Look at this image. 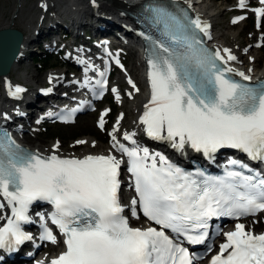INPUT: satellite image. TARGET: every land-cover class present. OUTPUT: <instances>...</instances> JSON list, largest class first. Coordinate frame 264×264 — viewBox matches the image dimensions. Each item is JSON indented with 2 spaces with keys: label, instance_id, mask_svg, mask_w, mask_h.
Returning <instances> with one entry per match:
<instances>
[{
  "label": "snow or ice",
  "instance_id": "obj_1",
  "mask_svg": "<svg viewBox=\"0 0 264 264\" xmlns=\"http://www.w3.org/2000/svg\"><path fill=\"white\" fill-rule=\"evenodd\" d=\"M259 3L264 5V0ZM238 6L245 10L248 4L239 0ZM145 10V19L155 30V35L141 33L149 43L150 99L138 121L145 135L177 151L191 148L209 160L221 149H235L264 163V79L252 83V76L232 67L237 56L230 48H207L203 37L211 39V26L199 16L172 10L163 0H155ZM255 13L264 20V7ZM98 74L94 86L88 80L81 85L97 99L108 84L106 73ZM128 83L139 91L131 79ZM6 88L14 99L25 91L11 84ZM111 92L119 101L118 90ZM107 115V110L100 115L101 130ZM4 119L9 117L5 114ZM122 119L123 115L108 132L111 149L119 157L112 151L66 157L58 154L59 143L51 154L41 155L22 149L0 129V210L7 206L11 213L0 227V249L13 250L32 241L23 225L33 222L30 211L36 203H46L52 209L47 220L36 213L42 228L39 238L57 244L50 221L64 245L49 264H194L185 242L205 244L210 221L221 218L236 223L234 230L222 233L224 241L209 264H264V232L256 234L240 222L264 214V176L236 159L228 161L221 176L200 169L185 171L140 145L134 132L122 134L130 146L121 142L117 134ZM124 163L136 193L132 217L138 218L139 208L159 227L130 226L119 195ZM221 232L218 229L216 235ZM211 251L212 245H206V254Z\"/></svg>",
  "mask_w": 264,
  "mask_h": 264
},
{
  "label": "bare ground",
  "instance_id": "obj_2",
  "mask_svg": "<svg viewBox=\"0 0 264 264\" xmlns=\"http://www.w3.org/2000/svg\"><path fill=\"white\" fill-rule=\"evenodd\" d=\"M23 1V0H22ZM44 1L45 4L48 5L49 11L52 12L50 14V20L51 22L47 25L42 27L41 22L43 19H40V25L38 27L34 28V30L38 29V33L43 31L45 28L50 29L52 26H59L61 23L63 25H67L70 23L73 25V29L77 30V26H79V29L81 30L84 26H89L90 21L101 24L99 26L102 28L109 29L115 28L112 26H120L123 28L128 34H130L133 37H136V27L134 22L127 16L128 11H132L131 6L134 1L136 0H37L36 4L33 7H28L25 9H22V4H20V8H17L16 13L19 15L18 20H16V24L19 26H22V23L28 26L30 28L31 26V20L26 21L30 17L32 13L35 12V8L38 5L39 2ZM181 2L184 6L189 7L191 5V9L195 11V13L198 14L200 18H205L210 23V36H211V42H213L215 45H222L225 44L232 50V52L237 56V62L235 64L239 65L242 69L252 72H255L254 75H259L260 77L264 78V56L259 55L258 51L260 50L259 45H251L252 49L249 51V57L253 58L254 62L247 61V53L244 52V49L239 50L235 47H231L226 39L228 37H235L234 33L224 32L220 33L218 31V21L219 18L226 13V8L223 7H216L213 8L210 4V1L208 0H178ZM93 5H98L99 10L97 12H93L92 8ZM3 11L0 9V30H3L5 28H8V24L4 23L1 20L2 19ZM25 14H27V17L25 18ZM66 18V20H65ZM33 30V31H34ZM93 31L96 29H92ZM38 35V34H37ZM34 40V33H31L29 37H24L22 41V47L20 51L19 58L13 63V65L10 68L9 73L4 76L0 77V118L3 120V122L6 125L11 126V119L13 118H19L20 116V103L24 100H31L35 99L37 97L36 92L37 89L35 87L36 82L35 79H39V75H32L31 77L26 76L23 74L21 76L20 72L23 73V65L24 62L28 59L27 55L32 50L29 48V44ZM118 42V41H116ZM257 43V41L255 42ZM49 46H54V42L49 43ZM126 50L129 54L130 63L128 64V67L126 69V77L127 79L134 80L139 91L137 92V95L135 98H132V95H135L134 93H131V96H129V93L127 90L120 91V99L121 107L125 110L126 115H124V118L120 121V132L118 133L120 136L124 132H134L136 135H139L143 133V126L139 124V117L141 113L144 111V105L149 101V97L147 94V89L149 88L148 80L145 77L143 66L140 63V53H138L137 49H134L133 47H127ZM246 55V56H245ZM246 58V59H245ZM261 60H263V63L261 64ZM20 74V76H19ZM11 75L14 77H19L26 85L22 88L25 89V91L20 95L19 99H14L8 95V90L6 88V84H13L14 81L11 80ZM28 75V74H27ZM34 76V77H33ZM48 77L52 78V84L50 87L54 86H63L64 88L71 89L72 87H69L70 85H66L62 83L61 80H57L55 77H53V73H51ZM27 83L29 84V88H27ZM116 84L119 85L120 81L117 80ZM20 86L21 85H15ZM13 86V88L15 87ZM47 89L48 87H43ZM56 93V92H55ZM54 93V94H55ZM59 95V94H58ZM23 99L21 101V99ZM123 99H127V102H124ZM42 104L38 105V108H40ZM7 115L9 119H4V115ZM119 114H123V111ZM38 116L35 117V119ZM87 116L82 117L85 118ZM99 121V118H98ZM97 121V122H98ZM116 119L110 123H105L107 131L111 132L113 130V126L116 124ZM34 121L32 122V124ZM80 123L84 124V121H80ZM63 127V126H61ZM105 130V129H104ZM27 135H29L31 138L34 137V133L26 132ZM84 139L87 141V144L82 145L83 148L79 150H71V149H62L59 148L58 154H61L62 156H76V157H83L88 154L92 155H107L111 150L110 144L107 146H100L95 145L93 147L94 140L82 138L81 140L84 141ZM55 143H50L48 145L44 144H32L29 146V148L38 154L41 155H49L52 152L53 145ZM80 145V144H79ZM162 148L165 149H171L168 150L171 154L181 155L185 153V150L183 152L177 151L176 149L172 148L171 145L168 143L162 142L160 144ZM151 152V151H150ZM114 154V153H113ZM119 157V156H118ZM179 158V157H178ZM123 168V165L121 166V169ZM126 189V186L124 187ZM0 201H2V198H0ZM128 203L131 202V200L126 199ZM9 213V209L7 206L3 210H0V223L2 220L7 216ZM264 219V217H263ZM131 224L133 226H137V222L131 221ZM247 226H253L254 224L252 221H246ZM59 244H53L51 245L50 253L52 252H59ZM21 264H27L26 261H23Z\"/></svg>",
  "mask_w": 264,
  "mask_h": 264
},
{
  "label": "rangeland",
  "instance_id": "obj_3",
  "mask_svg": "<svg viewBox=\"0 0 264 264\" xmlns=\"http://www.w3.org/2000/svg\"><path fill=\"white\" fill-rule=\"evenodd\" d=\"M61 1V0H58ZM210 1V4L213 8L216 7H223L226 8V13L223 14L218 21V31L220 33L228 32L234 33L235 37H228L226 39L227 43L232 47H235L239 50L244 49V52H248L245 56L249 57V51L252 49L251 45H259L260 50L258 51L259 55L264 56V20L263 25L261 26V29L259 30L258 26L254 24L253 17L250 13L249 7L245 10H241L239 6L236 3V0H222V1H216V0H208ZM249 2H252L254 0H248ZM37 0H0V9L3 11L2 14V21L3 24H8L9 28L16 29L18 31H21L26 37H29L31 33H35L38 31L37 29L34 30V28L38 27L40 25V19L43 21L51 22L50 20V14L52 12L49 11L48 5L44 3V1H41L38 3V5L35 8V12L30 15L26 21L31 20V27L28 28L25 24L22 23V26H19L16 24V20H18V14L16 13L17 8H20V4H22V9L33 7L36 4ZM99 10V7L92 8L93 12H97ZM245 17V19L240 20L239 17ZM27 17V14H25V18ZM236 20L237 23H233V21ZM42 23V22H41ZM2 24V23H0ZM52 30L53 34H56L61 30L60 26H55ZM34 30V31H33ZM82 30V29H81ZM79 29V32H81ZM75 31V30H74ZM45 32L47 31H41L39 33L38 37L34 36V39L30 44L29 48H31V54L27 55L28 59L24 62L23 65V73L20 72L21 76L25 74L28 77H31L33 74L39 75V79H35L34 82H36L35 87L43 88V87H49L52 84V78L50 82V77H48L51 73H53V77L56 76L57 80H61L62 83H68L70 81V78L64 79V76H66L68 73H70V70L67 72V70L70 68L69 65L65 64L63 61V57L61 54L56 55V50L52 51L51 55L46 54V52L43 49H38L35 42L41 40V39H47L50 38L53 35H45ZM55 35V36H56ZM82 38V37H81ZM80 38V39H81ZM70 39V38H69ZM72 38L67 42L69 43ZM257 41V43H255ZM48 45V44H47ZM59 47H62L59 45ZM120 50L125 54V60L128 64L130 63L129 54L127 50H123L120 48ZM36 51V52H35ZM46 56H51L50 59L54 61L59 62L61 64L60 66L48 69L47 71H44L42 68V65L37 64L35 62V59L39 58H45ZM35 58V59H34ZM246 59V58H245ZM252 62L254 60L253 58H248L247 61ZM263 63V60H261V64ZM58 65V64H57ZM19 74V76H20ZM28 74V75H27ZM32 74V75H31ZM34 77V76H33ZM11 80L14 81L15 85H21L25 86L26 83L24 80H22L19 77H14L11 75ZM27 88H29V84L27 83ZM58 86H54V91L59 94ZM119 88L121 91L127 90L128 93H134L135 95H132V98H135L137 93L134 91L132 92V89L126 87V84L124 81H120ZM1 89V84H0ZM124 102H127V99H123ZM40 100L37 98L34 99L33 104L38 105ZM122 100L120 99L117 101L115 98H112L109 100L107 99L104 103L100 105V108H104L106 104L109 105L111 108L112 114L107 118V123H112L116 118L118 113L123 111V115H126L125 110L121 107ZM38 109V108H37ZM37 116V111H34L32 113V116L29 117V126L27 129L29 130L32 121H34L35 117ZM80 121H84L83 123H80ZM98 121V112L88 115L85 118H79L76 123L72 126L67 127H61L58 125H47L42 126L38 132H34V137H30L29 135H25V141L27 145L31 146L32 144H44L48 145L50 143H59L60 148L62 149H71V150H79L82 149L83 146L77 144V141H81L82 138L94 140L93 143L95 145L100 146H107L110 144V138L108 135V131L105 129V131H101L97 127ZM18 124H20L18 122ZM44 129H46V132H44ZM76 139V140H74ZM74 140V141H72ZM84 141H86L84 139ZM264 216H262L261 219H263ZM261 223V222H260ZM252 226V225H251ZM250 227V226H248Z\"/></svg>",
  "mask_w": 264,
  "mask_h": 264
},
{
  "label": "water",
  "instance_id": "obj_4",
  "mask_svg": "<svg viewBox=\"0 0 264 264\" xmlns=\"http://www.w3.org/2000/svg\"><path fill=\"white\" fill-rule=\"evenodd\" d=\"M23 39V34L18 30L11 28L0 30V76L7 75L18 59Z\"/></svg>",
  "mask_w": 264,
  "mask_h": 264
},
{
  "label": "trees",
  "instance_id": "obj_5",
  "mask_svg": "<svg viewBox=\"0 0 264 264\" xmlns=\"http://www.w3.org/2000/svg\"><path fill=\"white\" fill-rule=\"evenodd\" d=\"M217 1H220V0H217ZM44 69L46 70L47 68L49 67H55L57 65V62L56 63H51L50 59H47V60H44Z\"/></svg>",
  "mask_w": 264,
  "mask_h": 264
}]
</instances>
